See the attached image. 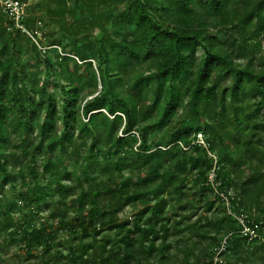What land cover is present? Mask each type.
Here are the masks:
<instances>
[{"label":"trees","instance_id":"1","mask_svg":"<svg viewBox=\"0 0 264 264\" xmlns=\"http://www.w3.org/2000/svg\"><path fill=\"white\" fill-rule=\"evenodd\" d=\"M26 13L45 51L0 10V264H213L228 235L215 264H264L219 196L264 237V0Z\"/></svg>","mask_w":264,"mask_h":264},{"label":"built area","instance_id":"2","mask_svg":"<svg viewBox=\"0 0 264 264\" xmlns=\"http://www.w3.org/2000/svg\"><path fill=\"white\" fill-rule=\"evenodd\" d=\"M27 2L28 0H0V10L5 16L6 24H7V30L8 31H18L27 37H29L32 42H34L39 49L42 51H45L46 48L41 47L37 41L41 40L43 38L42 32L37 28L34 32L30 31L26 25L25 21L27 18L26 8H27ZM198 141L197 143L204 146V142L202 140V136H197ZM209 156H211L214 161H216V158L208 153ZM209 181L212 183L214 181V171L212 170L209 174ZM222 200L225 203V206L228 209V214H230L236 221L239 226L238 234L244 238H246L247 245H250L253 241L259 240L264 245V237L260 236L257 233L258 230V224H255L254 222H249L244 216H236L232 211H230V202L227 197L220 194L219 195ZM227 237H224L220 241V246L217 250L216 257L214 259L213 264H215L218 260V255L224 253L226 251L227 247Z\"/></svg>","mask_w":264,"mask_h":264},{"label":"rangeland","instance_id":"3","mask_svg":"<svg viewBox=\"0 0 264 264\" xmlns=\"http://www.w3.org/2000/svg\"><path fill=\"white\" fill-rule=\"evenodd\" d=\"M36 2V0H28V2H27V7H30V6H32L34 3ZM41 28V27H40ZM49 30H51V31H55L57 28H56V26L55 25H52L51 27H49L48 28ZM260 47H262V45L264 44V39H261L260 41ZM199 65H201V64H199ZM41 76H38V80H40L41 81ZM43 118V114H41L40 115V122H39V124H41V119ZM49 182H50V180H49ZM7 188H8V186H7ZM133 210H132V208H131V206H128L125 210H124V212L121 214V217H123V219H128V218H130L132 215H133ZM21 252L18 250V249H13L11 252H10V255H13V254H20ZM170 253L171 254H177V259L180 261L182 258H183V256L181 255V254H179V253H177V251H175V249H170ZM158 258H155V260L156 261H158L157 260ZM169 264H171V263H169Z\"/></svg>","mask_w":264,"mask_h":264}]
</instances>
